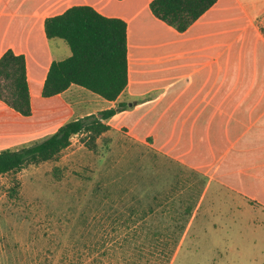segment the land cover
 Instances as JSON below:
<instances>
[{"label":"crops","instance_id":"0c3cea01","mask_svg":"<svg viewBox=\"0 0 264 264\" xmlns=\"http://www.w3.org/2000/svg\"><path fill=\"white\" fill-rule=\"evenodd\" d=\"M150 1L0 0V57L25 54L33 108L25 117L0 100V141L23 144L127 104L98 143L116 135L150 145L264 212V0H218L185 32L157 18ZM75 5L127 21L129 82L114 101L76 84L42 95L53 60L72 53L63 39H48L45 19Z\"/></svg>","mask_w":264,"mask_h":264},{"label":"rangeland","instance_id":"374dc122","mask_svg":"<svg viewBox=\"0 0 264 264\" xmlns=\"http://www.w3.org/2000/svg\"><path fill=\"white\" fill-rule=\"evenodd\" d=\"M98 144L0 173V264H264L263 211L150 145Z\"/></svg>","mask_w":264,"mask_h":264},{"label":"trees","instance_id":"16d2710c","mask_svg":"<svg viewBox=\"0 0 264 264\" xmlns=\"http://www.w3.org/2000/svg\"><path fill=\"white\" fill-rule=\"evenodd\" d=\"M217 1L151 0L149 6L157 18L178 32H185ZM45 32L48 39H63L72 53L51 63L42 89L44 97L61 94L73 84L110 101L126 90L129 82L126 20L105 16L90 5H75L47 17ZM0 100L22 116L33 114L26 56L12 49H7L0 57ZM126 107L127 104H123L70 119L52 134L1 149L0 173H17L29 164L54 160L76 135H81L88 149L97 152L98 138L110 129L108 120ZM18 184L13 186V193ZM185 229L186 224L175 227L179 236ZM178 243L179 240L171 255Z\"/></svg>","mask_w":264,"mask_h":264}]
</instances>
